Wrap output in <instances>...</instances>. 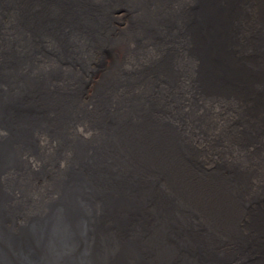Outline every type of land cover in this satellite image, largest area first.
Here are the masks:
<instances>
[{
    "label": "bare ground",
    "instance_id": "obj_1",
    "mask_svg": "<svg viewBox=\"0 0 264 264\" xmlns=\"http://www.w3.org/2000/svg\"><path fill=\"white\" fill-rule=\"evenodd\" d=\"M105 2L7 8L43 19L30 32L33 62L21 61L23 32L0 31V64H13L0 96L28 86L42 101L57 86L81 97L52 133L36 126L18 139L0 122V252L8 264H62L48 234L25 228L62 208L64 235L86 220L87 237L67 242L69 264H264V0H111L101 27ZM10 50L19 62L2 57ZM214 135L241 159L195 154ZM121 195L136 221L121 216Z\"/></svg>",
    "mask_w": 264,
    "mask_h": 264
},
{
    "label": "water",
    "instance_id": "obj_2",
    "mask_svg": "<svg viewBox=\"0 0 264 264\" xmlns=\"http://www.w3.org/2000/svg\"><path fill=\"white\" fill-rule=\"evenodd\" d=\"M4 1L5 4H0V31L2 32L3 36H5L6 30L9 26H11L12 28H14L15 35L19 31L23 32L24 42H21V46H25H22L23 58L21 59V61L33 62V55L38 52V49H36L35 53L29 50L31 46V44L29 43L30 32L32 31V36L37 35V31L33 23H39L40 19H43V17L40 13L34 15L31 12H28L26 16L25 14L16 10L7 13V8L9 5H13V0ZM114 1L118 4V6H121V0ZM110 4L111 0H106L103 8L98 15V22L101 27L109 26L106 17L108 15L107 6H109ZM22 20H25L28 23L29 28L23 26L20 23ZM7 21H10V24H8ZM9 41L13 44L17 43L18 39L14 37ZM20 52L10 50L9 52H4L2 57H8L9 60L14 63L19 62ZM5 63L6 64H0V77L4 75L6 70L11 65H13L8 62ZM49 72V68H44L39 72L38 76L44 78L49 74ZM85 83L86 80H84L82 83V93L85 87ZM26 88H28V86L18 88L13 86L5 91L6 95L0 96V122L5 123L12 134L18 139L30 137V134L35 130L36 126L40 130V132L52 133L53 125L57 126L59 122L61 111L65 107L69 106L70 102H73L75 101V99H79L81 97V95L78 94H75L77 95L75 96L70 95L69 93L62 92L56 86L47 93V96H45L42 101H37L32 98L31 93L25 90ZM22 93L29 99L37 102V104L31 103ZM76 104H78V102H76L75 105ZM41 114L42 116H40ZM49 129H51V131H49ZM57 131L58 130L56 128L54 132ZM129 189L132 192L135 187L129 186ZM72 195L73 197H75L76 204L78 205L77 207L79 209L87 210V205L81 202L80 194L76 190L72 191ZM126 196L127 195H121V210L124 209L121 211V216H124L126 219L131 218L132 220L136 221L135 218L127 215L128 213L132 212L133 206L129 205L126 209L122 208L124 203L123 198ZM7 201L8 200H4L2 204H8ZM88 206L90 207L91 205L88 204ZM62 210V208H59L58 210L49 214L34 216L25 225V228L29 232V235L32 236H42L48 234L47 245L49 247L50 257L56 258L62 264H69L67 259L70 257V245L67 242H69L70 238H75V235H78L79 237H87L86 220L79 225H75L76 228L74 230H70L64 235L63 231L65 229L66 220L64 219V213ZM135 214L138 215L141 219L145 220L151 217L148 216V213L145 211L144 207L140 208V211H136ZM0 216H5V214L0 211ZM6 239L10 243H17L13 237L8 236ZM87 240L82 244L83 247L79 252L86 253V247L89 244L87 243ZM89 242H91V238ZM190 254L197 258L196 260H202V256L195 251ZM0 264H8L6 257L1 252Z\"/></svg>",
    "mask_w": 264,
    "mask_h": 264
},
{
    "label": "rangeland",
    "instance_id": "obj_3",
    "mask_svg": "<svg viewBox=\"0 0 264 264\" xmlns=\"http://www.w3.org/2000/svg\"><path fill=\"white\" fill-rule=\"evenodd\" d=\"M87 79H88V77H87ZM84 89L85 90H83V93H85L88 88L86 87ZM87 91H89V90H87ZM247 134H248V132L245 131L243 136H246ZM202 137H203V135L201 136V138ZM211 140H213L212 143H211ZM211 140L209 142L202 140L201 144L195 150V154H197L199 152H204V155H205L204 158L208 160V158L211 157L216 152L220 153L221 155L222 154H229L231 152L232 154H234V156L237 159H238V157H239V159H241L243 152L236 151L231 146L227 145L226 139L224 137H219V136L214 135V137ZM190 148L191 147H189V149ZM224 150H228V151H224ZM191 152L194 155V151L191 150Z\"/></svg>",
    "mask_w": 264,
    "mask_h": 264
}]
</instances>
